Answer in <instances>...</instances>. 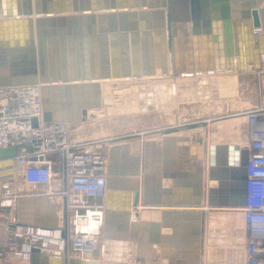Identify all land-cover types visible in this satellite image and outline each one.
I'll use <instances>...</instances> for the list:
<instances>
[{
  "label": "water",
  "instance_id": "obj_1",
  "mask_svg": "<svg viewBox=\"0 0 264 264\" xmlns=\"http://www.w3.org/2000/svg\"><path fill=\"white\" fill-rule=\"evenodd\" d=\"M190 21L194 27L195 62L193 67L182 69L181 28L184 30ZM212 25L218 42L215 66L204 63L210 61L211 53L201 51L211 40ZM197 27L203 30H195ZM258 28L261 31L256 33ZM224 41L225 53L221 52ZM262 55L264 0H0V87L40 84L46 122L78 125L94 118L95 113L89 111L103 106L104 81L155 79L163 75L193 77L215 71L241 75L247 68L259 73L263 70ZM223 57L225 63H221ZM155 108L153 104L148 106V109ZM228 117L231 116L224 118ZM198 127H203L206 134L209 120L192 124V128ZM179 129L163 131L171 133ZM135 136L142 134L108 141ZM96 146L99 147L98 142ZM222 149L228 151V162L235 165L240 162V171L245 174L244 178L238 176L241 182L235 184L243 188L242 207L246 203L248 145L242 149L233 145L227 148L210 146L209 178L220 181L221 187L225 186L226 180L221 169ZM15 155L14 148L0 151V182L15 176L10 160ZM115 164L116 161L109 167V175L118 174ZM63 174L66 190V162ZM109 182L117 184L110 185ZM120 183L112 178L107 182L102 232L105 246L101 260L58 256L35 247L30 264H137L138 260L143 264H161L162 212H157L159 214L151 219L142 218L141 184L131 191ZM209 192L210 204L216 203L212 198L216 191ZM145 195L144 191L143 202L146 204ZM27 208H43L50 220L41 216L29 217ZM16 209L17 224L57 227L56 207L45 197H23L17 202ZM63 217L67 226V198L64 199ZM202 236L204 245V221ZM63 237L67 239L66 231ZM113 246H120L121 252L113 254Z\"/></svg>",
  "mask_w": 264,
  "mask_h": 264
},
{
  "label": "built area",
  "instance_id": "obj_2",
  "mask_svg": "<svg viewBox=\"0 0 264 264\" xmlns=\"http://www.w3.org/2000/svg\"><path fill=\"white\" fill-rule=\"evenodd\" d=\"M260 31L255 29L256 33ZM262 63L264 69V55ZM244 116L249 126L250 152L246 203L240 207L247 231L245 260L246 264H264V106L245 111ZM96 145L95 141L75 140L71 124L45 121L40 84L0 87V151L16 149L10 159L15 176L3 181L0 197L1 208L8 212L0 259L10 256L30 261L35 247L82 259L89 255L93 258L88 259H98L94 255L99 251L103 255L108 161ZM55 154L61 156L60 167L52 158ZM65 162L67 189L63 185L57 190L55 181L64 180ZM26 184L45 186L46 191L39 195L52 198L59 208H64L67 198V226L64 217L55 228L17 224L15 208L21 198L27 197ZM92 220L94 230L87 229Z\"/></svg>",
  "mask_w": 264,
  "mask_h": 264
},
{
  "label": "rangeland",
  "instance_id": "obj_3",
  "mask_svg": "<svg viewBox=\"0 0 264 264\" xmlns=\"http://www.w3.org/2000/svg\"><path fill=\"white\" fill-rule=\"evenodd\" d=\"M255 73L259 75L257 77L259 81L257 82L253 79V76L240 77V75L234 73L236 74L234 75L235 77H229L226 74L222 78H219L218 84L215 83L213 85L216 88V92H214L216 95L212 97L209 94L204 98L202 96L201 100L193 97V79L186 81V78H181V75L177 77L169 76L161 81H156V84H154L155 80L147 79L111 82L109 86H105L103 106L100 110H95L96 116L88 118L84 124L73 125V138L80 142H97L98 138L104 136L119 138L126 135L145 133L143 137L140 136L141 140L143 138V142L139 144V151L141 153L139 154V163H141V167L144 164H142L143 161L140 156L146 157L143 155V153L145 154V147L147 152L150 153L147 156L149 162H145L146 174L145 178L143 177V182L146 185L144 188L146 192L145 200H147L144 206H159L160 210L144 209L143 211H158L163 214V230L167 232L163 235L162 264H181V244L186 243L182 241L184 239L182 235L184 231H181V201L191 203L194 202L192 201V198H194L195 202H200L199 199L201 198V194H203L202 180L206 173L204 150L206 151L205 155H207V150L209 149L207 142L209 139H211V146L216 145V142H228L233 146H236L235 143H241L245 147L249 143L247 119L244 115L237 114L241 113L243 108L248 107L250 108L248 110H253L258 106L264 105V72ZM189 82L192 84L190 83L188 86ZM175 83H177L178 92L173 96L168 91L172 87L171 84L175 85ZM154 85L157 86L156 96L158 100L152 104H157V108L142 110L138 96L141 91L140 88L146 86H151L152 88ZM213 86L211 84L209 86L210 93H212ZM172 106L173 108H171ZM227 116L231 117L224 118ZM241 117H245V119ZM202 120H213L207 128L206 134L203 132V127L192 128V124ZM233 120L235 121L233 122ZM218 124H226V126L220 131L218 128H215L216 126L219 127ZM177 127H180V129L176 132L165 133L163 131L167 128ZM211 133L213 135L216 133V138H213ZM139 139L135 138L133 140L134 144ZM129 141L130 139L117 140L115 142L117 152L123 154L125 150H128ZM222 152L226 154V150L222 149ZM120 162V166H117L118 175L124 177L125 160L121 158ZM208 163L210 166L211 162L209 160ZM189 180H193V184L198 186L195 189L196 192L199 191V195L197 197L190 195L189 197L187 194L181 200V183L185 186V194L195 193L194 188L192 190L186 188L190 184ZM120 182L121 185L126 184L125 180ZM115 183L117 184V182ZM125 187L130 188L129 185L128 187L125 185ZM190 232L188 234L190 235V239L191 235L196 234L199 236L197 229H192ZM172 236L176 238L174 237V239ZM195 239L198 240L199 238L195 237ZM223 240L219 243V251L225 250L226 242L224 237ZM244 249V245L241 244H235L234 246L235 253L240 252L242 254L243 260L240 261V264H246ZM212 253V249L207 250L209 257ZM101 254V251H99L94 256L100 257ZM209 261V264H216L212 257L209 258ZM219 263L226 264V261L223 259ZM235 264H238L237 258L235 259Z\"/></svg>",
  "mask_w": 264,
  "mask_h": 264
},
{
  "label": "crops",
  "instance_id": "obj_4",
  "mask_svg": "<svg viewBox=\"0 0 264 264\" xmlns=\"http://www.w3.org/2000/svg\"><path fill=\"white\" fill-rule=\"evenodd\" d=\"M183 15V14H181ZM212 21L213 15H212ZM214 25V24H213ZM212 25V34H211V40L209 43H206V48L201 49L202 52L211 53L210 61L205 60L206 65H212L215 66L218 62V59H216V54L218 52V42L215 40V28ZM195 30H203L202 28L195 29ZM193 31L194 27L192 22L187 23V27L183 30L181 28V68L194 66V54L196 52V49L194 47V41L192 39L193 37ZM204 45V44H203ZM221 52H226V44L225 41L221 44ZM190 54V55H189ZM190 56V57H189ZM221 63H225V58L223 57ZM218 72V71H217ZM215 73L216 80L215 83H219V78L223 77V75L226 74H217ZM207 74V73H205ZM208 75V74H207ZM219 75V76H218ZM221 75V76H220ZM234 73L228 74L229 77H234ZM196 76V75H194ZM210 76V75H209ZM253 76V79L257 82L259 80L257 77H259L258 74H256L251 68L246 69V73L241 74L240 77H250ZM187 76L181 75V78H185ZM261 81V80H260ZM261 83V82H260ZM243 92V90H242ZM213 93V92H212ZM244 99V97H243ZM264 106V105H263ZM250 108H243L241 113L237 115H244L245 111H249ZM100 110V109H99ZM90 112V111H89ZM233 116V115H232ZM85 123V122H84ZM83 123V124H84ZM80 125V124H78ZM248 132H249V126H248ZM249 135V134H248ZM110 138H117L113 136H104L101 138H98V151L103 153V155L106 157L108 163H107V175L109 178L115 179L116 181H126L127 190L135 191L137 187H139V184H141V190H142V205H146L143 202V196H144V188L145 184L143 182V177L145 178V162H149L147 159V156L150 155L149 152H147V149L145 147V154L143 153L144 157L141 155L140 158L143 161L142 167L141 163H139V144L140 142H143V138L139 136H136V139H139L135 142L133 140L135 138H131L129 141V149L125 150L123 154L116 153V145L115 142H109ZM145 139V138H144ZM139 141V142H138ZM103 142V143H102ZM233 144V143H232ZM219 147H226L231 145V143H216ZM239 146L241 149L244 147ZM247 146V145H246ZM245 146V147H246ZM226 150V149H223ZM149 151V150H148ZM204 150V163L206 164V173L202 180L203 184V194H201V198L199 201L201 202H195L194 198H192V201L189 203H184L181 201V231H184L182 233L183 238L182 241L186 243L181 244V264H209V258L212 257V259L215 260L216 264H225V263H219L223 259L226 261V264H235V259L237 258V263L240 264V261L243 260L242 254L240 252L235 253L234 246L235 244H241L246 247V238H247V231L245 230L244 225V218L243 214L240 210L241 204L244 202V194L242 192V186H236L237 184H240L241 182L238 179V176L243 177L245 174L241 172V166L240 162L238 164H231L227 160L229 159L228 151L226 150V154L222 152L221 155V167L222 170H224L226 175V180L224 181L225 186H220V181L218 180H210L209 178V149L207 150V155H205ZM226 155V156H225ZM60 154H55L52 156V158L57 162V166L60 167ZM238 157V156H237ZM124 159L125 162V175L124 177L116 175H109L108 169L109 167L116 161L115 165L121 164L120 159ZM147 159V160H146ZM150 159V158H149ZM227 159V160H226ZM152 161V158H151ZM206 161V162H205ZM236 176L237 178H234ZM108 178V179H109ZM242 178V179H243ZM190 184L186 187L189 188V190H192L195 187H198L197 185L193 184V180H189ZM212 183H215L213 185ZM236 184V185H235ZM64 185V180L61 181L57 179L55 181V187L58 189L62 188ZM3 189V182H0V197L2 194ZM26 190H27V197H45L48 200L49 204H52L56 207V212L58 216V224L57 226L62 223L63 215H64V208H59L52 202V198L47 197L46 195H39L40 193H43L46 191L45 186L43 185H33V184H26ZM210 190L216 191L213 198L215 199L216 203L210 204ZM195 193H186L185 194V186L181 183V200L185 197V195L188 194L192 196L199 195V191L196 192V189L194 190ZM1 201V198H0ZM142 209L141 211H143ZM160 210V209H159ZM27 215L29 217L33 216H41L44 220H50L49 214L43 209V208H27L26 210ZM17 213V209L15 208V214ZM8 212L7 210H4L1 208V202H0V241L5 237L6 234V216ZM17 215V214H16ZM203 221H204V245H202L203 240ZM16 222H18V219L16 217ZM35 225V224H32ZM41 226V225H39ZM46 227V226H45ZM197 229L198 235H188L191 233V230ZM186 231V232H185ZM210 233V235H209ZM198 236V237H197ZM199 238L198 240L195 239ZM223 237L225 239V250L219 251V243L222 242ZM224 241V240H223ZM105 245V241H104ZM186 246V248H184ZM186 249V250H185ZM212 249L213 253L210 254V257L207 255V250ZM185 250V251H184ZM215 251V253H214ZM204 253V256H203ZM206 255V260H205ZM215 256V257H214ZM74 257V256H73ZM209 257V258H208ZM214 257V258H213ZM103 256L99 257L97 260H101ZM221 258V260H219ZM244 258H245V249H244ZM208 259V260H207ZM163 258L161 260L162 264ZM246 262V261H245ZM0 264H30V261L25 260H18L13 257L8 256L7 258L0 259ZM137 264H143L142 260H138Z\"/></svg>",
  "mask_w": 264,
  "mask_h": 264
},
{
  "label": "bare ground",
  "instance_id": "obj_5",
  "mask_svg": "<svg viewBox=\"0 0 264 264\" xmlns=\"http://www.w3.org/2000/svg\"><path fill=\"white\" fill-rule=\"evenodd\" d=\"M217 71H215V72H203V73H200V74H198V75H196V76H193V77H185L186 78V81H191V79H193V83H194V94H193V97H195V99H202L201 97L203 96V98L205 97V96H207V95H209V94H211L210 96H215L216 95V93H214V92H216V88H214V86L213 85H215V78H216V76L217 75H215V73H216ZM261 72H264V69L261 71ZM205 73H207V74H205ZM230 73H235V72H226V71H218L217 72V74H221V75H223V74H230ZM210 75V76H209ZM220 75V76H221ZM169 76H171V75H163V76H160V77H157V78H155V79H147V80H155L154 81V84H156V81H161V80H163L164 78H167V77H169ZM219 76V75H218ZM223 76H225V75H223ZM235 77V76H234ZM184 78V79H185ZM188 78V79H187ZM222 78V77H221ZM143 79H146V78H143ZM183 79V80H184ZM213 79H215V80H213ZM131 80H137V79H124V80H118V81H131ZM179 81V80H178ZM111 82H116V81H111V80H109V81H104V82H102V86H103V92L105 91V86H109V84H111ZM181 82V81H180ZM185 82V81H184ZM190 83L191 82H189V84H188V86L190 85ZM177 83H175V85L174 84H171L172 85V87H170V91H168V92H170V93H172V95L173 96H175L176 95V93L178 92V87H177V85H176ZM187 84V83H186ZM192 84V83H191ZM210 84L213 86V89H212V92H213V94L212 93H210V88H209V86H210ZM218 84V83H217ZM180 85V84H179ZM178 85V86H179ZM222 85V84H221ZM162 86V85H161ZM185 86V85H184ZM165 87V86H164ZM181 87V86H180ZM192 87V86H191ZM143 88H145V90H143V91H140V94L138 95L139 96V98H140V101H139V103L141 104V109L142 110H147L148 109V106L150 105V104H152L153 102H156L157 100H158V98H157V96H156V94H157V86L156 85H154L152 88H151V86H146V87H143ZM183 88V87H182ZM182 88H180V89H182ZM186 88H187V85H186ZM225 89V88H224ZM130 90V89H129ZM165 90V89H164ZM190 90V89H189ZM131 91H133V90H131ZM163 91V90H162ZM187 91H188V89H187ZM191 91V90H190ZM165 92H167V91H165ZM165 92H163V93H165ZM183 92V91H182ZM186 92V91H185ZM169 93V94H170ZM180 93V92H179ZM187 93V92H186ZM118 94H120V93H118ZM123 94V93H122ZM175 94V95H174ZM181 95H182V93H180ZM188 94V93H187ZM189 94H190V92H189ZM165 95V94H164ZM195 95V96H194ZM167 96V95H166ZM178 96V95H177ZM170 97V96H169ZM179 97V96H178ZM189 97V96H188ZM165 98V97H164ZM175 98V97H174ZM184 98V97H183ZM182 98V99H183ZM186 98V97H185ZM190 98V97H189ZM172 99V98H171ZM181 99V100H182ZM187 99V98H186ZM191 99H192V97H191ZM194 99V100H195ZM189 100V99H188ZM193 100V101H194ZM204 100V99H203ZM207 100V99H206ZM166 101V100H165ZM167 102V101H166ZM169 102V101H168ZM173 102V101H172ZM171 102V103H172ZM174 103H175V101H174ZM165 104V103H164ZM167 105V104H166ZM155 106H157V104L155 105ZM176 106V105H175ZM138 108H139V106H137ZM166 107V106H165ZM164 107V108H165ZM171 108H173V106L171 107ZM101 109V108H100ZM95 112V110H91L90 111V114L91 113H94ZM237 118V117H236ZM240 118V117H239ZM241 118H243V119H245V117H241ZM234 119V118H233ZM235 120H233V122H234ZM239 121V120H238ZM211 120H209V124L211 125ZM223 124V123H222ZM218 126L219 127H215V128H218L220 131H222V129L226 126V124H224V125H219L218 124ZM233 127H234V123H233ZM238 127V126H237ZM219 131V132H220ZM238 131V130H237ZM212 135V137L213 138H216V133L213 135V133H211ZM143 135L144 134H142V137H143ZM239 136V135H238ZM111 140V139H110ZM96 144H97V142H95ZM217 143V142H216ZM235 144H237V145H240V146H242V144L241 143H235ZM207 145H209V148H210V146H211V139H209V141L207 142ZM114 183V184H113ZM109 184L110 185H116V183L115 182H109ZM213 185H215V183H212ZM110 185H109V187H110ZM110 188H112V187H110ZM214 196V195H213ZM215 198V197H214ZM201 203V202H200ZM143 207H145V206H143L142 204H141V206H140V211H141V208L143 209ZM147 208H149V207H147ZM166 209V208H165ZM158 211H152V212H144V211H141V217L142 218H144V219H151L153 216H155L156 214H159V213H157ZM93 218V217H92ZM94 220V219H93ZM92 220V222L88 225V228L87 229H91V230H94V227H95V222ZM165 230H163V235H165L166 234V232H164ZM169 234V233H168ZM168 236V235H167ZM166 236V237H167ZM173 237V236H172ZM175 237V236H174ZM173 237V238H174ZM173 238H171V240H173ZM176 238V237H175ZM174 238V239H175ZM163 239H164V236H163ZM105 246V245H104ZM114 250H113V254L114 253H120L121 252V247L120 246H113L112 247ZM104 250V249H103ZM88 258H93L92 257V255H89V256H87ZM87 258V259H88Z\"/></svg>",
  "mask_w": 264,
  "mask_h": 264
}]
</instances>
